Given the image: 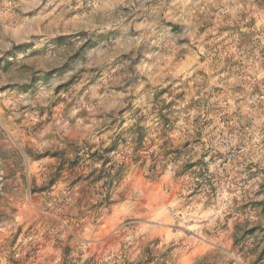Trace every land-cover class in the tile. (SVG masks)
Returning a JSON list of instances; mask_svg holds the SVG:
<instances>
[{
    "label": "rangeland",
    "instance_id": "1",
    "mask_svg": "<svg viewBox=\"0 0 264 264\" xmlns=\"http://www.w3.org/2000/svg\"><path fill=\"white\" fill-rule=\"evenodd\" d=\"M0 264H264V0H0Z\"/></svg>",
    "mask_w": 264,
    "mask_h": 264
}]
</instances>
